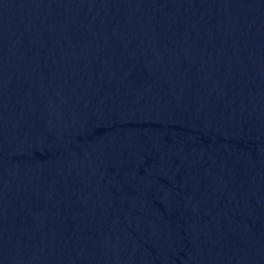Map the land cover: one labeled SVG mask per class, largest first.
Listing matches in <instances>:
<instances>
[{"label": "water", "instance_id": "obj_1", "mask_svg": "<svg viewBox=\"0 0 264 264\" xmlns=\"http://www.w3.org/2000/svg\"><path fill=\"white\" fill-rule=\"evenodd\" d=\"M0 264H264V0H0Z\"/></svg>", "mask_w": 264, "mask_h": 264}]
</instances>
